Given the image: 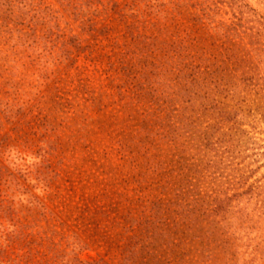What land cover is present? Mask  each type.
Listing matches in <instances>:
<instances>
[{
	"label": "rangeland",
	"instance_id": "rangeland-1",
	"mask_svg": "<svg viewBox=\"0 0 264 264\" xmlns=\"http://www.w3.org/2000/svg\"><path fill=\"white\" fill-rule=\"evenodd\" d=\"M38 1L60 11L66 34L88 44L59 0ZM242 2L256 10V18H264V0ZM218 19L231 23L234 11L224 5ZM9 26L17 39L20 27ZM6 37L0 35V249L6 251L0 264H13L9 259L24 255L28 260L20 264H47L53 253L73 250L82 261L109 264H200L185 226L178 232L173 228L179 179L172 171L198 164L204 156L197 152L201 133L194 139L191 131L180 129V138L172 141V61L164 56L142 59L144 69L118 81L114 73H104L109 41L96 43V61L81 55L73 63L61 55V44L36 54L13 48L16 42L6 43ZM253 56L256 64L259 57ZM152 64L158 72L151 77ZM148 79L155 80L158 104L144 95ZM117 82L124 84L121 89ZM139 82L143 85L136 87ZM137 96L144 99L136 102ZM217 98L224 111L238 112L221 132L226 140H236L232 155L237 158L225 172L204 170L200 195L226 188V175L242 181L244 187H236H252L253 199L234 202V209L247 206L253 222H261L264 91L237 97L225 92ZM190 115L201 131L220 122L217 114L189 112L188 119L174 125L189 128ZM20 232L27 239L11 244L8 235ZM173 241L180 244L172 246ZM51 243L56 246L50 252ZM127 248L136 254L128 257ZM248 264H264V259Z\"/></svg>",
	"mask_w": 264,
	"mask_h": 264
},
{
	"label": "trees",
	"instance_id": "trees-1",
	"mask_svg": "<svg viewBox=\"0 0 264 264\" xmlns=\"http://www.w3.org/2000/svg\"><path fill=\"white\" fill-rule=\"evenodd\" d=\"M239 1L243 0H59L80 34L88 36V44L83 45L78 35L66 34L60 11L38 0H0V29L6 27L0 30V35L8 34L5 42L15 41L13 48L19 45L43 54L50 46L61 44V55L75 63L81 55L96 61V43L106 40L110 51L103 57L107 60L104 73H114L118 81L121 75H137L144 69L142 59L164 56L172 61V141L180 138V129L191 131L194 139L201 133L197 152L204 156L198 164L172 171L177 173L174 178L179 179L173 202L179 210L175 211L178 217L173 220V228L178 232L185 226L186 237L190 238L196 262L200 264H248L260 257L264 259V215L261 222H253L247 206L238 205L234 209V202L253 199L252 187L239 191L236 184H243V188L244 182L226 175V188L200 195L203 171L225 172L229 168L227 163L232 164L231 160L237 158L232 155L237 152L236 140L232 136L226 140L227 134L221 132L224 123L236 121L238 112L231 115L224 111L217 97L225 92L237 97L246 91H264L258 89L264 86V18H256V10ZM224 5L234 11L235 20L231 23L218 19ZM10 24L20 27L17 39ZM254 54L259 57L256 64L252 61ZM157 70L152 64L150 76ZM154 82L148 79L149 89L144 95L152 104H158ZM123 85L116 83L120 89ZM142 85L139 82L136 87ZM143 99L137 96L136 102ZM189 112L213 117L217 114L220 122L201 131L190 115L189 128L176 127L175 121L184 120ZM218 133L222 136L217 137ZM27 237L20 232L16 236L10 233L7 239L13 244ZM179 244L172 242V246ZM55 246L51 243L49 251ZM84 246L81 243L80 248ZM128 248V257L134 256V249ZM5 252L0 249V262ZM24 256L11 258L9 262L20 264L23 259L28 260ZM46 261L47 264H109L103 259L82 261L75 250L53 253Z\"/></svg>",
	"mask_w": 264,
	"mask_h": 264
}]
</instances>
